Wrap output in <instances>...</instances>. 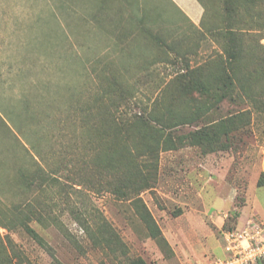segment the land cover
<instances>
[{
  "label": "rangeland",
  "instance_id": "374dc122",
  "mask_svg": "<svg viewBox=\"0 0 264 264\" xmlns=\"http://www.w3.org/2000/svg\"><path fill=\"white\" fill-rule=\"evenodd\" d=\"M223 1L203 0L206 15L194 24L169 0H58L71 13L64 17H52L44 0H0V117L6 125L0 122V264H129L135 258L195 264L222 256L226 232L253 217L264 223V38L258 42L259 28L251 26L264 21L258 2L237 0L234 17L242 23L237 36L246 92L236 87L233 95L242 98L224 100L197 125L169 131L175 139L214 125L210 131L217 135L229 120L235 126L228 135L218 134L210 147L160 146L149 186L125 198L111 188L100 190L105 185H97L84 164H91L92 142L110 170L119 165L132 172L139 165L138 159L131 166L126 160L137 140L106 135L107 115L89 111L97 95L91 67L110 63L128 84L140 77L122 110L127 118L161 100L186 114L206 100L180 93L172 78L186 67L209 74L221 66L222 45L207 32L223 27ZM150 35L172 49H159ZM29 111L37 125L26 120ZM129 134L151 142L154 131L137 125ZM14 138L61 179L60 195L47 191L38 197L50 204L56 225L30 223L46 248L22 229L4 228L9 207L23 196L15 187L18 170L31 164Z\"/></svg>",
  "mask_w": 264,
  "mask_h": 264
},
{
  "label": "trees",
  "instance_id": "16d2710c",
  "mask_svg": "<svg viewBox=\"0 0 264 264\" xmlns=\"http://www.w3.org/2000/svg\"><path fill=\"white\" fill-rule=\"evenodd\" d=\"M44 2L52 17H64L66 13L68 15L71 14L70 12H66L65 9H67V7L62 6V3L59 4L58 0H44ZM256 2H258L259 5L261 4L264 6L263 0H245V3L243 4L253 6ZM238 5L239 2L237 0H224L220 7L224 17L223 27H215V30L208 31L209 34L222 45L223 58L220 63L221 66L214 71H210L209 74H207L205 69L202 67H186L185 69L178 71L172 78V81H174L177 85L180 93H187L195 96L196 98L206 100L205 104L197 103L189 107L186 114H176V109H174L170 102L161 100L159 102L154 101L149 106L143 105L141 107V113L127 118L124 116V109L127 110L129 104L128 100L131 94L135 92L138 84H140V77L137 81L128 84L122 78L124 72H114L110 63H107V68L104 67L99 70L91 67V72L94 73L97 78V95L93 102L89 104V111H100V115L103 110L107 115L106 135H108L107 132H113L116 136H123L126 139L129 138L130 140L135 141L137 140L136 145H134L133 149L129 152L130 154L126 160L129 162V166H131L136 159L139 160V165L134 167L132 172L121 171L122 168L119 165L113 166L114 170H110V164L105 162L98 152V143L93 144L91 142V164H88V166L86 163L84 164L92 176L96 178L97 185L98 183L99 185H101V183L105 185V187L101 186L100 190L107 191V189L111 188L115 194L123 198L128 197L127 195L131 193L130 191L137 192L141 188L143 189L144 186H149L148 182H150L153 178V167H155V159L153 157H156V149L160 146L163 149H177L187 145H205L210 147L214 141L216 143L219 142L217 141L218 134L225 136L231 132L230 126H232V124L234 125V123L229 120L221 122L220 125L222 126V130L217 135L215 133L211 134L214 125H211V128L208 129L203 127L184 136L176 137L175 139L169 131L173 126L197 125L198 122H203L207 119V117H205L207 111L217 109V106L226 99L229 101H234L236 98L241 99L242 97L240 95H233L236 87H239L240 91H243V93L246 92L244 85L241 84V77L243 76L241 71V62L244 51L242 47L238 45L242 39L237 36V32L242 30L240 28L242 23H240L239 20L234 19V17H236L235 13L237 12L236 9L238 8ZM260 13L261 12L258 11L257 15L259 16ZM140 22L143 23L142 18L140 19ZM251 26L253 28H259L258 34L254 36L259 42L264 38V21L262 23L253 21ZM149 38L159 49H172L170 45L158 36L150 35ZM107 73H109L110 77L108 84ZM150 75L151 73H146L145 76L150 78ZM103 80L106 81V83H103ZM29 114L30 116L26 115V120L31 122V124L34 123L37 125L40 122L39 119L36 120L30 111ZM8 120L11 123L14 122L11 115L8 116ZM0 122L6 126L1 117ZM137 125L154 131L151 142H145L140 136L131 137L129 132H131ZM91 126L94 128L96 127V124H92ZM8 134H11L9 129ZM15 141L18 146H20L25 156L30 160L31 164L28 168L22 167L18 170V179L16 181L17 185L15 187L23 196L19 201L9 207L11 218L7 219L4 228L9 230L18 228L22 229L39 246L46 248L45 241L35 232L34 229L31 228L30 223L34 221L42 227L56 225L57 218L52 214L50 204L38 200V197L48 193L47 191L58 192V195H60L59 193H61V191L59 190L63 189L60 185L61 179L57 175L58 170L53 171V173L45 171L41 168V166H39L35 157L31 156L29 151L25 147L21 146L17 139H15ZM29 144L31 145V149L35 151V145H33L31 141ZM36 157L40 159V155L38 153ZM105 163L106 166H104ZM126 169L129 170V168ZM121 172H124L125 179H122ZM129 173L132 174L130 175ZM107 184L109 185L108 187ZM32 191H36L37 196L30 197ZM129 264L146 263L141 258H135L131 260Z\"/></svg>",
  "mask_w": 264,
  "mask_h": 264
},
{
  "label": "built area",
  "instance_id": "2783aa9c",
  "mask_svg": "<svg viewBox=\"0 0 264 264\" xmlns=\"http://www.w3.org/2000/svg\"><path fill=\"white\" fill-rule=\"evenodd\" d=\"M223 255L195 264H259L264 260V223L249 219L237 230L223 236Z\"/></svg>",
  "mask_w": 264,
  "mask_h": 264
},
{
  "label": "crops",
  "instance_id": "0c3cea01",
  "mask_svg": "<svg viewBox=\"0 0 264 264\" xmlns=\"http://www.w3.org/2000/svg\"><path fill=\"white\" fill-rule=\"evenodd\" d=\"M172 5L177 7L179 11L192 23L199 24L205 17V8L203 0H169ZM208 35L209 32H207ZM222 248V247H221ZM223 255V249H222Z\"/></svg>",
  "mask_w": 264,
  "mask_h": 264
}]
</instances>
